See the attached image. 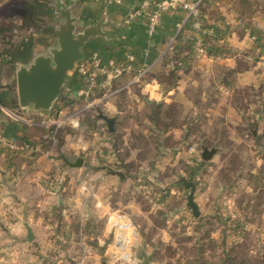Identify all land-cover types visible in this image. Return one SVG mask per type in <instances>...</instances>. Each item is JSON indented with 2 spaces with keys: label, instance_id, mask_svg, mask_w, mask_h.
<instances>
[{
  "label": "crops",
  "instance_id": "crops-1",
  "mask_svg": "<svg viewBox=\"0 0 264 264\" xmlns=\"http://www.w3.org/2000/svg\"><path fill=\"white\" fill-rule=\"evenodd\" d=\"M157 1L0 0V133L10 142L40 150L11 153L0 146V264H45L44 256L57 248L69 253L85 231L86 239H79L84 253L92 255L107 239L111 242L109 213L120 211L93 191L91 173L132 183L133 191L146 195L151 210L166 219V233L181 216L179 226L193 216L186 183L196 185L201 212L199 220L192 217L193 228L218 210L222 198L215 197V190H230L231 177L237 180L236 191L242 188L250 200L264 187V106L257 101L264 96V0H203V30L180 11L166 15L150 35L151 9L143 6ZM59 3L76 20V33L100 29L82 48L80 62L90 64L99 54L103 65L115 61L126 70L101 76L92 85L79 76L77 63L66 84L71 96L65 93L45 116L20 106L17 79L21 68L58 47L54 33L65 22L56 10ZM198 40L205 43L207 57L197 56ZM89 69L93 71L92 65ZM55 115L65 124L61 142L52 148L41 123ZM103 116L115 119L114 132ZM194 128L202 144L195 135L184 140ZM137 137L155 156H142ZM203 147L217 150L208 162L202 159ZM80 158L82 168L64 162ZM109 169L122 172L125 179ZM82 183L91 194L82 192ZM129 208L144 216L150 212L139 201L124 207ZM28 229L33 242L27 240ZM69 258L83 260L72 254Z\"/></svg>",
  "mask_w": 264,
  "mask_h": 264
},
{
  "label": "rangeland",
  "instance_id": "rangeland-1",
  "mask_svg": "<svg viewBox=\"0 0 264 264\" xmlns=\"http://www.w3.org/2000/svg\"><path fill=\"white\" fill-rule=\"evenodd\" d=\"M248 94L249 92L246 95ZM257 101H260L264 106L263 95ZM59 142L61 140L58 139V145ZM136 145L144 148L143 157L155 156L153 150L147 152V142L142 138H136ZM235 165L237 168L239 163L236 162ZM226 175H222L224 179H226ZM230 181V190L222 193L215 190V197L222 199L217 204L218 210L212 214L213 216L208 214L211 216L202 218V221L199 222L200 225L195 228L190 226L193 216H187L186 225L179 226L178 221L183 218L181 216L177 219L176 224L171 223L173 226L166 233L162 232L166 219L158 211L151 210V204L146 195L133 191L130 186L132 183L124 185L112 182L106 177L101 179L97 173H91L90 183L93 191L100 194L104 200H108L113 208H118L120 213L128 216L139 233L138 239L141 237V241L137 239L136 246L130 250L131 260L120 261L117 264H141L146 256L150 257L149 264H203L204 262L209 264H222V262L226 264H264V187L254 196L256 198L254 201V199L250 200V195L245 193L242 188L240 191H236L234 187L237 180L234 176ZM150 195H148L149 198ZM133 201H139L141 207L144 210H150V212L144 216L132 213L134 212L133 208L125 210L124 207ZM129 213L131 216L128 215ZM97 226L100 231L103 227L102 222ZM85 232H80V236L77 235L80 241L81 238L86 239V235L89 234H85ZM79 239L70 238V240H75L71 252L68 253L63 248L59 251L55 249V254L42 258L43 262L45 260V264H114L105 257L106 248L111 243L110 239H107L106 245L97 247L98 249L94 252L97 256L92 252L91 255L88 251L84 253L82 250L86 248H80ZM144 241L149 245L146 246ZM78 246L80 249L77 248ZM69 254L73 255V259L86 257L82 261H73L69 258ZM100 255L101 260L98 257ZM96 258L99 259V262L95 261ZM40 261L42 260L40 259Z\"/></svg>",
  "mask_w": 264,
  "mask_h": 264
},
{
  "label": "water",
  "instance_id": "water-1",
  "mask_svg": "<svg viewBox=\"0 0 264 264\" xmlns=\"http://www.w3.org/2000/svg\"><path fill=\"white\" fill-rule=\"evenodd\" d=\"M56 10L65 20L60 25L59 30L54 33V36L58 39V47L51 50L50 56H40L34 60L30 67L21 68L17 79L20 106L22 108L33 107L45 116L51 114L54 103L64 96L63 93L69 73L73 72L77 63L81 61L84 45L90 38L100 34L99 28H91L83 33H76V20L72 17L71 12L61 9V3H59V7ZM71 94V92L66 93L68 97ZM101 119L106 121L110 132H114L115 119H107L104 116ZM216 153V149L203 147L202 159L208 162ZM64 162L71 168H82L84 166V160L81 158L74 163L66 159ZM109 173L120 179H125L122 172L109 169ZM186 188L189 191L187 206L192 211L193 217L199 219L201 212L195 201L196 185L194 183H186ZM27 240L28 242H33L34 240L31 229H28ZM149 262L150 257L146 256L141 264H149Z\"/></svg>",
  "mask_w": 264,
  "mask_h": 264
},
{
  "label": "built area",
  "instance_id": "built-area-1",
  "mask_svg": "<svg viewBox=\"0 0 264 264\" xmlns=\"http://www.w3.org/2000/svg\"><path fill=\"white\" fill-rule=\"evenodd\" d=\"M202 2L203 0H160L153 5L145 4L143 6L144 9H151V13L148 17L147 22L148 33L150 35H154L158 31L162 20L166 15L176 14L180 11L186 12L188 18L195 19L196 28L199 31L203 30V24L199 18L200 6L202 5ZM178 28H182V24H178ZM212 33H214L213 29L207 31V34ZM194 48L198 57H207L209 55V51L203 40H198L195 43ZM90 60V64H88L87 62H79L77 66V73L80 77L86 79L92 85L95 84L97 79L101 76H107L110 74L119 76L122 75V73L126 70L125 66L118 65L115 61H110L107 65H103L99 54H94ZM89 65H92L93 71L89 69ZM68 92H71L70 89L65 88L63 95ZM64 124V120H62L60 116L57 115L41 123V125L49 131L48 137L51 139L52 148H55L57 146L58 136L63 130ZM78 125V122H75L73 124V126L75 127H78ZM0 146L11 153H18L23 151H40L37 148L33 151L32 149H30L29 147H25L24 145L20 146L15 142H10L1 133ZM190 150L194 152L193 148H190ZM47 156L52 161H54V159H52L51 157V153H47ZM60 172L61 176L65 175L62 171ZM63 178L64 177H62L61 179ZM81 190L83 193H92L90 187L85 183L81 184ZM98 207L101 208L103 207V205L99 202ZM108 220L112 225L113 240L106 248L105 257L111 261L110 263L114 264H117L120 261H130V250H132L136 246V242L139 240L138 232L134 224L128 216L120 212H110Z\"/></svg>",
  "mask_w": 264,
  "mask_h": 264
},
{
  "label": "trees",
  "instance_id": "trees-1",
  "mask_svg": "<svg viewBox=\"0 0 264 264\" xmlns=\"http://www.w3.org/2000/svg\"><path fill=\"white\" fill-rule=\"evenodd\" d=\"M157 108V107H156ZM192 135H195V136H199L198 138H199V141L196 139V141L199 143V144H202V142L200 141V140H202V136H200L199 135V133H198V131H197V129L196 128H194L193 130H191V132L190 131H188L185 135H184V140H190V138L192 137ZM204 144V143H203ZM237 161H235V162H233L234 163V165H235V163H236ZM203 264H209L208 262H204ZM222 264H226L225 262H222Z\"/></svg>",
  "mask_w": 264,
  "mask_h": 264
}]
</instances>
